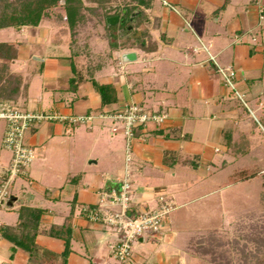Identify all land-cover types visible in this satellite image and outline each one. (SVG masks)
Masks as SVG:
<instances>
[{"label":"crops","instance_id":"crops-1","mask_svg":"<svg viewBox=\"0 0 264 264\" xmlns=\"http://www.w3.org/2000/svg\"><path fill=\"white\" fill-rule=\"evenodd\" d=\"M111 1L101 9L107 10L103 17L91 21L88 16L80 26L98 21L102 30L81 38L78 28L75 41L66 18L57 20L48 12L38 26L2 28L18 35L0 40L17 47L15 58L0 60L8 65L0 85L10 79L8 91L1 94L14 96L26 109L65 114L112 112L133 102L166 112L162 126L149 123L134 131L133 197L145 209L155 207L157 196L164 194L186 214L183 220L169 215L157 238L133 243L129 264H188L192 237L180 227L193 217L191 206L217 191L203 192L215 183L217 163H225L221 147L233 154L245 141L250 151L256 132L264 135V0H167L176 10L151 0L128 14L129 0ZM57 8L64 10L52 9ZM116 15L118 21L109 25L107 19ZM61 30L70 34L66 55L47 45ZM60 43L56 46L62 49ZM128 52L134 54L124 60ZM75 57L80 63L75 64ZM217 66L236 70L235 90L244 101L225 84ZM92 80L113 84L118 101L102 105ZM112 128L110 119L96 118L89 126L41 122L28 131L26 142L36 156L29 174L22 176L24 183L11 189L12 196L0 207V227L15 228L24 207L40 209L39 252L30 256L18 248L12 254L13 243L0 234V264H128L110 252L118 235L76 211L79 204L97 203L123 175L126 140ZM4 130L5 124L1 144ZM10 160L11 154L0 150V177ZM69 218L71 250L64 261V240L48 231Z\"/></svg>","mask_w":264,"mask_h":264},{"label":"built area","instance_id":"built-area-1","mask_svg":"<svg viewBox=\"0 0 264 264\" xmlns=\"http://www.w3.org/2000/svg\"><path fill=\"white\" fill-rule=\"evenodd\" d=\"M163 4L176 10L167 0ZM214 60V56L210 55ZM225 84L235 90L236 70L217 66ZM239 99L244 101L241 93L235 90ZM96 118L110 119L113 132L119 130L126 140V155L123 175L118 186L104 191L95 204H79L76 211L93 223L103 224L112 229L118 239L111 245L113 258L121 263H131L133 243L157 238L170 213L176 208L173 199L159 194L157 205L153 208H141L134 202L132 189V139L137 127L155 124L162 126L168 114L150 111L139 103H129L115 111L100 113H70L61 111L33 110L22 107L14 100L0 99V120L5 124L2 146L11 152L10 165L0 177V207L12 196L11 187L17 178L27 176L35 158V149L26 142V134L41 122L64 123L68 126L91 125Z\"/></svg>","mask_w":264,"mask_h":264},{"label":"rangeland","instance_id":"rangeland-1","mask_svg":"<svg viewBox=\"0 0 264 264\" xmlns=\"http://www.w3.org/2000/svg\"><path fill=\"white\" fill-rule=\"evenodd\" d=\"M112 2L113 1H111V3ZM119 2H121V0H114V3L111 5H114L115 3L118 4ZM48 13L50 16H53L52 18L55 17L57 20L64 18V10L61 8H57L56 10L50 9ZM89 17H91V21H93L92 17L97 19V16L94 15ZM97 23L98 21L94 26L79 27L80 34H78V37L80 35L81 38H84L89 31L102 30ZM112 27H114V25ZM64 28L67 29L66 27ZM6 31V29L0 30V40H2L3 37L6 38L7 36V38H9L10 35L14 33L13 31H10L9 33ZM14 34L15 36L18 35L16 31ZM57 34L58 35L56 37L47 42L48 46H52L49 50L53 51L54 47L56 50L55 54H69V43L72 39L70 40V38H67L70 34H66L64 30L58 31ZM78 37H76L77 40ZM68 40L69 42L67 43ZM59 41L61 42L59 45L63 46V50L60 46H56ZM79 43H81V40ZM84 43L86 42H82V46ZM82 46L78 49H81ZM44 47L45 46H43V48ZM40 48L42 49V53H44L42 46ZM48 48L46 47V50H48ZM99 49L102 50V48ZM36 50L39 52V49ZM73 60L76 64V62L80 63V60L82 59L79 60L78 57H75ZM89 60L91 59H87L86 63H88ZM94 60L95 59L93 58L92 61ZM3 127L4 122L0 120V150L4 151L6 155H9L11 152H9V150L4 148L1 144V132ZM252 143L254 144V148L252 147L250 151L247 150L244 141L240 146L234 149L236 153L233 154L227 153L226 148L224 146H220L222 149L220 156H222L221 158L225 160V163H217L218 168L215 170V183L206 187V191L203 192L209 194L211 190L217 191L211 193L202 201L196 202V204L191 206L188 211L194 213V215L192 214L193 217L189 218V220H187L186 223L180 227H185L183 228V234L186 233V237L188 239L192 237L190 243L187 244L189 246H187L188 253L190 254L187 261L188 264H247L244 262L242 251L245 250V252H248L250 249L253 250L256 247H259V244L264 242V239L262 240L261 238L264 237L263 133L260 135L256 132V136ZM256 166L261 168L259 175L235 184L223 186V183L227 181L237 170ZM22 182L24 183V178H17L15 185L13 188L11 187V189H13V191H17L18 186ZM25 184L28 186V183L25 182ZM190 194L191 193H189L188 196L194 195V193H192V195ZM197 196L199 195H194V197ZM0 210L4 211L3 208ZM183 213L186 214V210L174 209L170 213V217L172 218L176 215L181 217ZM208 229H214L216 235L215 239L218 238L221 240V243L217 248L218 250H216L219 258L216 259L215 257L214 260H211L210 253L202 254L197 252V250H194V245L196 246L197 241H199L197 239H199L200 236L205 235V232ZM234 240L237 241L235 242ZM262 249H264V247ZM219 251L226 253L220 255Z\"/></svg>","mask_w":264,"mask_h":264},{"label":"trees","instance_id":"trees-1","mask_svg":"<svg viewBox=\"0 0 264 264\" xmlns=\"http://www.w3.org/2000/svg\"><path fill=\"white\" fill-rule=\"evenodd\" d=\"M63 1V3H62ZM110 0H0V29L13 27L20 28L22 25L38 26L43 16L52 8L57 6L64 7V17L66 18L68 27L72 35V41H75L77 30L82 23L87 21L88 16L103 15L107 10L101 11L106 7V3ZM95 2L96 6H89L86 4ZM131 6L127 9V14L135 8V5L149 6L151 0H129ZM91 18V17H90ZM112 28V27H109ZM17 53L16 45L9 42H0V60H11L15 58ZM7 63L0 62V82L5 79L7 72ZM10 83L9 77L6 78L5 83L0 85V99L14 100V96H9L2 92H7ZM95 89L101 97L102 105L115 103L118 101L117 90L111 83L101 84L96 80H92ZM15 101V100H14ZM261 172V168L252 167L237 170L223 186L238 183L240 181L251 179ZM264 175V174H263ZM41 210L36 208L24 207L19 212V223L15 228L0 227V234L13 243L11 247L12 254L18 249L26 251L30 256H35L39 252V247L36 244V237L40 230V216ZM72 224L70 218L62 225H52L48 234L58 238H62L65 243L63 252L64 261L70 252ZM214 229H208L205 235L200 236L197 241L195 251L202 254L210 253L211 260L219 258L216 253L221 240L215 239ZM262 240L264 237H261ZM217 241V242H216ZM235 242L237 240H234ZM246 245V244H245ZM264 242L259 244V247L250 249L248 252L242 251L244 262L247 264H264ZM226 253V252H224ZM224 253L219 251L220 255Z\"/></svg>","mask_w":264,"mask_h":264},{"label":"water","instance_id":"water-1","mask_svg":"<svg viewBox=\"0 0 264 264\" xmlns=\"http://www.w3.org/2000/svg\"><path fill=\"white\" fill-rule=\"evenodd\" d=\"M118 19H119V16H118V15H116V16H111V17H109V18L107 19V22H108L109 25H111V24L116 23V22L118 21ZM133 54H134V52L124 53V55H123L122 58H123L124 60H131L130 58L133 56Z\"/></svg>","mask_w":264,"mask_h":264}]
</instances>
